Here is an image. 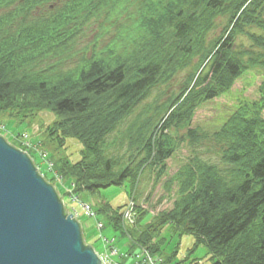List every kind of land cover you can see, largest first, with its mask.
I'll return each instance as SVG.
<instances>
[{"label":"trees","instance_id":"trees-1","mask_svg":"<svg viewBox=\"0 0 264 264\" xmlns=\"http://www.w3.org/2000/svg\"><path fill=\"white\" fill-rule=\"evenodd\" d=\"M112 16L129 25L85 56L84 28ZM74 57L82 59L67 67ZM254 69L264 72V0H0V115L51 113L45 130L58 148L70 138L82 144L79 162L58 166L76 193L139 185L173 156L168 133L178 125L190 145L204 140L191 127L196 109ZM185 70L178 94L134 115ZM260 91L259 103L240 105L213 135L219 162L195 155L177 173L173 209L137 237L149 253L159 256L156 235L173 226L207 248L209 264H264V83ZM123 208L99 212L124 228ZM146 214L137 207V224Z\"/></svg>","mask_w":264,"mask_h":264},{"label":"rangeland","instance_id":"rangeland-1","mask_svg":"<svg viewBox=\"0 0 264 264\" xmlns=\"http://www.w3.org/2000/svg\"><path fill=\"white\" fill-rule=\"evenodd\" d=\"M122 19L121 16H112L107 20L103 17L96 26L92 25L90 28L86 26L83 34L85 36L78 41L77 48L86 56L90 55L94 48L101 50L112 45L118 39L122 27L129 25ZM217 34H219L217 28L211 30L207 40L211 41ZM81 59L82 57H74L67 63V67H75ZM195 63L196 60L192 65ZM186 76L187 70L181 71L168 87L155 89L134 115L141 114L147 106L155 108L173 94H178ZM263 83L264 72L259 69L250 70L236 80L233 87L224 95L199 106L193 115L191 127L197 129L199 137L206 138L197 141L195 145L189 143L187 128L182 125L172 128L168 134L173 137V143L176 144L173 156L164 166L153 168L152 173L149 171L150 174L146 173V178H141L139 185L127 180L121 186L113 185L97 193L89 191L76 193L72 180L64 178L58 166L61 161L79 162L83 146L77 139L70 138L64 149L58 148L49 131L45 130L46 127L51 128L56 121L51 113L36 112L23 121L14 111L3 113L0 115V135L10 145L26 152L39 173L55 187L62 197L65 209L71 210L69 214H73L81 224L86 244L94 248L104 264H161L158 259H162L163 264H209L207 248L195 247L193 235L182 233L180 236L173 226L161 228L156 235L155 241H161L159 256L151 253L149 256L146 253L147 247L143 246L137 237L141 229L145 230L156 216L173 209L178 198L175 177L185 165L194 160L195 155L214 163L219 162L220 149L212 139L213 135L222 130L240 105L260 102ZM261 112L264 117V109ZM132 118L130 117L129 121H132ZM135 188L136 203L139 208L145 209L147 214L142 220L139 217V224L134 222L128 225L122 222L124 228L112 225L107 216L99 210L104 205H109L112 209L125 208L130 203Z\"/></svg>","mask_w":264,"mask_h":264},{"label":"water","instance_id":"water-1","mask_svg":"<svg viewBox=\"0 0 264 264\" xmlns=\"http://www.w3.org/2000/svg\"><path fill=\"white\" fill-rule=\"evenodd\" d=\"M30 156L0 135V264H103Z\"/></svg>","mask_w":264,"mask_h":264},{"label":"built area","instance_id":"built-area-1","mask_svg":"<svg viewBox=\"0 0 264 264\" xmlns=\"http://www.w3.org/2000/svg\"><path fill=\"white\" fill-rule=\"evenodd\" d=\"M133 203V202H132ZM134 204V203H133ZM133 204H131V206H130V204H129V206H128V208H127V210H126V212H125V214H124V221L126 222V223H128V224H134V222H135V210H134V208L132 207V205ZM146 253L149 255V252L148 251H146ZM150 256V255H149ZM103 262V261H102ZM155 262H157V261H155ZM158 262H160L161 264H162V260L161 259H158ZM152 263H153V261H152ZM104 264V263H103ZM154 264V263H153Z\"/></svg>","mask_w":264,"mask_h":264},{"label":"bare ground","instance_id":"bare-ground-1","mask_svg":"<svg viewBox=\"0 0 264 264\" xmlns=\"http://www.w3.org/2000/svg\"><path fill=\"white\" fill-rule=\"evenodd\" d=\"M2 136V135H1ZM131 204H133L132 202H130V206H131ZM132 207L134 208L135 207V204H133L132 205ZM127 208H128V206L127 207H125L124 209H123V212H122V220L124 221V214H125V212H126V210H127ZM145 210V209H144ZM147 212V211H146ZM126 224V223H125Z\"/></svg>","mask_w":264,"mask_h":264}]
</instances>
